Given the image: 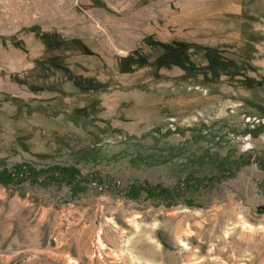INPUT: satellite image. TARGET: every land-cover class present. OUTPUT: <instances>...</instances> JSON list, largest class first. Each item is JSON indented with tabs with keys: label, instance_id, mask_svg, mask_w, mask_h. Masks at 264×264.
Wrapping results in <instances>:
<instances>
[{
	"label": "rangeland",
	"instance_id": "obj_1",
	"mask_svg": "<svg viewBox=\"0 0 264 264\" xmlns=\"http://www.w3.org/2000/svg\"><path fill=\"white\" fill-rule=\"evenodd\" d=\"M0 264H264V0H0Z\"/></svg>",
	"mask_w": 264,
	"mask_h": 264
}]
</instances>
